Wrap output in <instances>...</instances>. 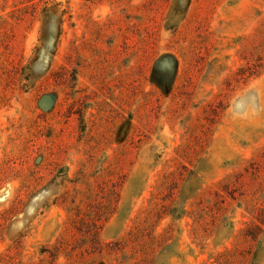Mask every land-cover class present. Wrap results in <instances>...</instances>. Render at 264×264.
I'll list each match as a JSON object with an SVG mask.
<instances>
[{
  "label": "rangeland",
  "instance_id": "rangeland-1",
  "mask_svg": "<svg viewBox=\"0 0 264 264\" xmlns=\"http://www.w3.org/2000/svg\"><path fill=\"white\" fill-rule=\"evenodd\" d=\"M0 264H264V0H0Z\"/></svg>",
  "mask_w": 264,
  "mask_h": 264
}]
</instances>
